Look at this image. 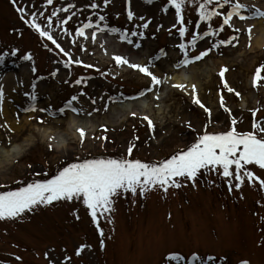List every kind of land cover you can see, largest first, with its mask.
<instances>
[{
    "label": "rangeland",
    "instance_id": "rangeland-1",
    "mask_svg": "<svg viewBox=\"0 0 264 264\" xmlns=\"http://www.w3.org/2000/svg\"><path fill=\"white\" fill-rule=\"evenodd\" d=\"M239 2L247 6L242 14L249 17L245 21L233 18L232 25L239 32L225 26L218 36L203 37L193 48L190 43L193 35L209 31L210 23L212 28L220 25L222 16L231 10L230 5L217 9L222 13L220 18L205 22L199 20L196 4H189L184 12L188 32L181 39V25L168 0L152 3L111 0L106 7L103 0H54L46 8V0H16L15 6L12 0H0V57L4 58L0 63V88L4 92L0 103V193L17 191L33 181L51 179L71 163L94 158H128L130 143L135 144L131 159L158 163L186 150L205 128L213 134L230 130L232 118L237 121L238 132L253 131V110H259L256 122L264 124V80L259 87L254 88L252 84L257 68L264 65V48H254L248 32L247 21L253 19L255 5L249 0ZM91 3L99 6L93 9ZM69 5L75 7L67 13L59 11ZM17 6L28 9L25 19L29 21L32 12L44 11V16H37L42 26L47 25V17L53 11L63 19L75 12L73 19L63 26H58L57 17H52L53 34L73 60L94 67L73 64L70 69L65 68L67 57L21 19ZM129 8L135 14L132 21L127 18ZM101 15L106 17L105 21L99 20ZM89 20L100 28L107 25L119 31L100 33L94 28L86 30L87 40L77 37L76 28ZM145 23L149 24L147 28L143 27ZM94 30L97 31L95 43L91 40ZM133 32L137 35H132ZM125 35L127 38L122 40ZM233 35L239 37L238 41L213 47L219 40ZM108 37L117 43L106 42ZM179 44L188 45L189 59L209 48L211 51L202 60L178 67V62L185 58ZM28 55L32 60L25 59ZM115 55H123L140 65H148L151 60L150 70L159 69L161 75L157 77L161 81L165 76L180 73L193 83L186 81L184 91L170 86L165 91L156 90L162 93L159 94L162 100L153 106L149 102L150 107L147 105L140 116L118 118L119 129L101 132L114 141L111 144L97 142L90 149L81 148L75 153L56 152L57 139L39 137L44 128L49 129L48 123L32 122L22 127L28 116L33 120L43 117L53 120L63 115L68 119L72 114L109 127L107 118L112 107L128 99L151 98L157 85L153 86L151 78L136 69L117 66ZM157 56L160 58L156 59ZM224 68L228 69L224 79L234 92L224 87L219 75ZM53 72L57 74L52 76ZM81 77L86 83L77 85L75 81ZM192 85L196 86L201 102L210 109L211 120L208 113L192 102ZM80 92L86 95L79 96L69 107L67 102ZM221 94L231 116L220 106ZM33 95L35 100L31 99ZM33 106L35 111H27ZM144 116L154 122V131L143 120ZM9 121L15 124L11 126ZM26 140L31 144L20 159L13 162L12 157L4 156L11 144L29 143ZM247 167L264 179V170L254 165ZM180 179L183 186L170 188L167 193L157 188L145 196L124 193L115 198L114 211L99 216L103 237L82 199L40 205L21 217L2 220L0 264H50V261L51 264H178L169 258L171 255L183 258L179 264H240L244 260L249 264H264V189L258 181L249 182L245 178L241 188L233 187L229 191L228 181L214 172L200 175L195 185ZM231 183L235 185L236 181L233 179ZM81 245L88 247L77 256L76 250ZM193 255L199 260H192Z\"/></svg>",
    "mask_w": 264,
    "mask_h": 264
},
{
    "label": "snow or ice",
    "instance_id": "snow-or-ice-1",
    "mask_svg": "<svg viewBox=\"0 0 264 264\" xmlns=\"http://www.w3.org/2000/svg\"><path fill=\"white\" fill-rule=\"evenodd\" d=\"M104 6L106 7L111 0H103ZM148 3H152L153 0H146ZM14 6L16 5V0H12ZM54 0H46L44 7L53 5ZM168 3L175 10V16L177 22L181 25L179 28V35L183 39L188 29L185 27L184 12L189 4L195 3L197 6L198 17L200 21L212 22L214 18H220L222 13L217 11V9H225L226 5H230L231 10L227 11L225 15L222 16V23L215 28H212L211 23L209 24V31L204 32L202 35L194 34L192 40L190 41L193 48L196 46L198 40L203 39L206 36H218L225 30V26L232 28L234 32H239V29L232 25V20L234 17L245 21L249 19L248 16L242 14V10L247 6L240 3L239 0L233 3V0H168ZM99 5L96 3H91L90 7L93 9L97 8ZM212 6V7H210ZM75 5H69V7L61 8L59 11L67 13L70 8H74ZM16 10L21 13V19L24 20L29 27L38 33L41 39H46L50 41L55 49L59 50L63 56L67 57L64 61V67L70 69L73 64L77 66H83L85 68H92L93 65L85 64L81 60H73L71 54L66 51L60 43H58L57 38L54 36L53 32V20L52 17H57L59 21L58 26L67 25L69 21L73 19L76 15L75 12L68 16L66 19L61 18L57 11H53L50 16L47 17V25L42 26L37 22V16H44V11L32 12L31 20L25 19L29 14L28 9L17 6ZM134 12L131 8L127 11V18L129 21L134 19ZM260 16L264 17V12H260ZM140 19H143L141 17ZM100 21H105L106 17L99 16ZM150 23V22H149ZM149 26L148 23L143 24L144 28ZM199 26V25H198ZM98 29L100 33L105 32H117L119 29L108 27L100 28L99 25H94L91 20L88 23H83L75 30V35L77 37H83L85 40L88 39L86 35V30L88 29ZM67 32V29H64ZM251 33V28L248 29ZM132 35H137L133 32ZM142 35V34H141ZM126 35L122 36L121 39H126ZM97 31H92L91 40L93 43L96 42ZM239 37L236 35L231 36L229 39H221L213 47H219L220 45H230L233 41H238ZM75 43V41H73ZM132 43V41H128ZM234 46V45H233ZM47 48L48 45L46 44ZM103 47V45H101ZM137 48L140 47L139 44L136 45ZM178 47L184 53L185 58L178 62L177 66H186L194 61L202 60L211 51V48L200 52L199 55L195 56L193 59L188 58L186 44H179ZM52 51L51 48L48 49ZM82 51H86V48L81 46ZM163 51V50H161ZM15 55V53H13ZM166 55V53H165ZM160 57L157 56L156 59ZM3 57H0V63L3 62ZM26 60H32V56L28 55L25 57ZM117 66H127L132 69L138 70L145 76L151 78V83L153 86L159 85L161 80L153 74L150 70L152 66V61H149L148 65H140L130 62L128 58L123 55H115L113 57ZM34 72L36 69L33 67ZM99 71V69H97ZM228 71L224 68L220 71L219 75L222 79L224 87L227 88L228 92H234L235 90L229 87L227 80L224 79L225 73ZM264 72V65L257 68L254 78L253 87H259L260 82L264 80V76L261 73ZM57 73H51L55 76ZM106 75V73L104 74ZM75 83L77 85L86 83L83 77L78 78ZM35 87V85H34ZM174 87L184 91L186 90L185 85L177 84ZM192 102L202 108L206 113H208L209 120H211V111L208 109L199 99L196 94V86L192 85ZM151 91V88L148 89ZM144 93L142 92L141 95ZM86 95L84 92H80L79 95H74L67 102L68 106L71 107L73 101H77L79 96ZM239 96L240 93L236 92ZM31 99L35 100L36 96H32ZM4 100L3 89L0 88V103ZM95 103V100H93ZM220 106L225 113L231 116V110L225 107L224 96H220ZM76 111V109H72ZM106 110V109H105ZM2 111V109H0ZM27 111H35V107L27 109ZM44 111V109H41ZM63 111V109H61ZM257 110L252 111L253 115V131L249 132H238L235 125L237 123L235 118H232V127L230 130L222 133H209L207 128L202 135L195 139L186 150H180L176 154L172 155L170 158L160 161L158 163L143 162L139 159H131L132 152L135 148L134 143H130L127 153L128 158L121 157L119 159L114 158H94L89 160H84L82 163H71L68 166L60 170L51 179H45L42 181H33L28 183L26 187L19 188L17 191H6L0 193V221L6 219H15L21 217L22 214L34 211L35 208L40 205H52L54 202L60 201H72L82 199L84 206L89 210V215L92 218L93 223L97 226V230L101 237L104 236L103 229L100 228L99 216L104 213H111L114 211L115 198L123 195L124 193H130L135 196L139 194L140 196H145L149 191L154 189H162L165 193L169 191L170 188H180L182 187L183 180L192 181L195 185L197 178L207 173H217L223 179H226L229 183V191L235 187L239 189L245 183V178L249 182L258 181L260 188L264 189V179L256 176L254 172L249 170L247 166H258L260 169L264 170V124L256 122ZM135 115V113H133ZM143 120L147 121L148 127L154 131L155 126L152 120L148 116H144ZM6 126V125H5ZM191 125H189L190 127ZM107 131V129H104ZM79 134L81 142L83 143L85 138V131L79 129ZM99 139L106 140L107 137H101ZM136 140L139 137L135 138ZM40 175V173H37ZM236 183L233 185L232 180ZM77 219L79 216L77 215ZM111 222V221H109ZM101 246L103 247L104 241L101 239ZM88 247L87 245H81L76 250V255L79 256ZM47 258V253L45 254ZM172 260L178 262L183 258L179 255H171L169 257ZM17 260L21 259L16 257ZM71 259L70 257L68 258ZM209 260H214V257H208ZM192 260H199V257L193 255ZM51 264V261H50ZM63 264V262H62ZM240 264H249L248 261H241Z\"/></svg>",
    "mask_w": 264,
    "mask_h": 264
},
{
    "label": "bare ground",
    "instance_id": "bare-ground-1",
    "mask_svg": "<svg viewBox=\"0 0 264 264\" xmlns=\"http://www.w3.org/2000/svg\"><path fill=\"white\" fill-rule=\"evenodd\" d=\"M251 3L255 5L252 20L247 21V25L251 28V35L252 40L254 41V48H264V17L260 16V12H264V0H249ZM106 42L109 43H117L114 39L108 37L106 39ZM119 46V44H118ZM153 74L158 76L161 75V71L157 68H153L152 70ZM188 81L193 83L192 79H187L185 77V74L175 73V76H165L163 77V80L161 81L160 85H157V88L155 89V93L149 97H145L139 100H132V101H126L122 103H118L114 106V108H111L110 116L107 118L109 127L103 126L102 124H95L94 121L82 119L76 114H72L68 119H66L65 115H61L62 117H56L52 120L50 117H43L39 118L37 120L31 119L32 116H28L24 118V124L22 127H25L26 125H29L32 122L37 123H48L49 129L43 130V133H40L39 137L43 140H50L51 139H57L58 145L54 146V149L56 152H62V153H75L76 150L81 148L90 149L92 146H94L97 142L100 144H103L105 142H109L110 144L114 142L111 138L102 140L99 139L101 137H104L101 132L104 129L107 130H117L120 128L119 124H116V120L122 116H127L128 118H134L136 116H140L142 111H144V108L149 106V102H151V105L153 106L155 103L159 101V99L162 100L159 97V94L162 93H156V90H163L165 91L167 89V86L172 87L174 89H178L174 87V85L181 84L184 85V83ZM150 107V106H149ZM151 110V109H150ZM161 110V108H160ZM135 113V115H133ZM9 123L14 125L13 121H9ZM154 123V122H153ZM155 125V124H154ZM16 127V126H15ZM91 128V129H90ZM57 129L63 130V132L56 131ZM79 129H83L85 131V138L83 143L81 142ZM96 134L99 135V137H96ZM108 138V137H107ZM29 141V140H26ZM29 143H13L11 144L10 148L6 151H4L5 157H12L11 159L14 161H17L20 159L24 152L26 151V148L30 145ZM93 149V148H92Z\"/></svg>",
    "mask_w": 264,
    "mask_h": 264
}]
</instances>
